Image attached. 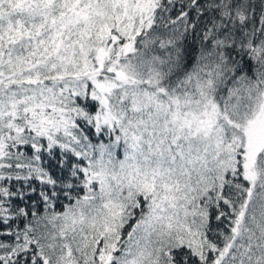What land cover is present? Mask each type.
Returning a JSON list of instances; mask_svg holds the SVG:
<instances>
[{
	"label": "snow or ice",
	"instance_id": "6c2138e0",
	"mask_svg": "<svg viewBox=\"0 0 264 264\" xmlns=\"http://www.w3.org/2000/svg\"><path fill=\"white\" fill-rule=\"evenodd\" d=\"M0 264H264V0H0Z\"/></svg>",
	"mask_w": 264,
	"mask_h": 264
}]
</instances>
